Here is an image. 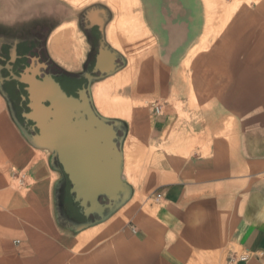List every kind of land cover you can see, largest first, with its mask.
Masks as SVG:
<instances>
[{
    "label": "crops",
    "instance_id": "obj_1",
    "mask_svg": "<svg viewBox=\"0 0 264 264\" xmlns=\"http://www.w3.org/2000/svg\"><path fill=\"white\" fill-rule=\"evenodd\" d=\"M247 1L226 17L207 0H135L122 14L0 0V198L33 259L264 264V0ZM119 19L132 29L115 33L120 50ZM64 101L116 133L122 191L114 207L98 197L101 213L85 214L42 133ZM129 224L130 241L115 233Z\"/></svg>",
    "mask_w": 264,
    "mask_h": 264
},
{
    "label": "water",
    "instance_id": "obj_2",
    "mask_svg": "<svg viewBox=\"0 0 264 264\" xmlns=\"http://www.w3.org/2000/svg\"><path fill=\"white\" fill-rule=\"evenodd\" d=\"M55 108L53 121L42 133L57 151L73 185L76 200L83 207L87 203L91 205L85 210L86 215L103 211L97 202L98 197H106L109 201L107 207H114L122 191L115 131L95 118L86 104L82 110L87 114V121L70 113L71 103L64 101Z\"/></svg>",
    "mask_w": 264,
    "mask_h": 264
},
{
    "label": "rangeland",
    "instance_id": "obj_3",
    "mask_svg": "<svg viewBox=\"0 0 264 264\" xmlns=\"http://www.w3.org/2000/svg\"><path fill=\"white\" fill-rule=\"evenodd\" d=\"M218 3H215L213 1L207 0L206 5H207V10L209 12L210 16L215 15L213 12L217 10H223L225 11V16L227 17L228 13H230V10H233L234 7L238 3H248L247 0H236L237 3L235 5H231V1L233 0H217ZM247 1V2H245ZM129 4L134 5L135 0H127ZM93 3H105L108 7H110L109 4L105 0H88L83 6L93 4ZM229 3V4H228ZM72 5V4H71ZM228 5V6H227ZM73 6V5H72ZM75 7V6H74ZM77 7V6H76ZM82 7V6H81ZM132 7V6H131ZM130 7V8H131ZM111 8V7H110ZM127 9L126 11L130 10ZM112 9V8H111ZM135 10V8H132ZM131 9V10H132ZM113 11V10H112ZM122 11L120 14L126 12ZM226 17H224V20L219 23V25H223L224 22L226 21ZM213 20V18H210V22ZM220 26V27H221ZM49 27H47L48 30ZM40 29V28H39ZM220 29V28H219ZM218 29V32L220 31ZM127 31L129 34H132V29L128 27V25L122 21V20H117L115 23H113L110 28H109V41L110 43L117 49L120 50V46L117 43L115 33L118 31ZM135 37L133 36L131 40H133ZM262 118L263 115H260ZM257 137L259 136V131H257ZM11 188L13 190L17 191V193H22L23 192V187L22 183L20 180L13 181L11 184ZM20 195V194H19ZM9 202L5 199L0 198V264H62V259L61 258H56V257H50V258H36L33 259V255L31 252L28 250V246L26 245L27 242L23 240V238L15 237L19 236L17 233L20 228H22V225L19 223L17 220V215L18 211L16 209H13V202L8 204ZM18 204V203H17ZM16 204V205H17ZM132 228H135L129 225H125L122 227H119L115 233L121 234L124 233L125 235L127 234L126 239L130 241L135 237V234L132 232ZM16 231V235H10L11 232ZM13 236V238H12ZM85 250V251H83ZM82 253L86 252L88 249L85 246L83 248ZM86 255V254H85ZM69 262H71V257L67 259ZM87 260H81L80 264H86Z\"/></svg>",
    "mask_w": 264,
    "mask_h": 264
},
{
    "label": "bare ground",
    "instance_id": "obj_4",
    "mask_svg": "<svg viewBox=\"0 0 264 264\" xmlns=\"http://www.w3.org/2000/svg\"><path fill=\"white\" fill-rule=\"evenodd\" d=\"M68 1L70 4H72L73 6H77V7H81L83 6V4H85L86 2H88V0H66ZM107 2V4L110 5V7L112 8L113 12H117V13H121L122 11H126L127 9H129L132 4H129L127 2V0H105ZM247 2V1H246ZM232 3V2H231ZM228 6V5H227ZM224 12V11H223ZM236 14V13H235ZM63 37V36H62ZM59 41V40H58ZM53 44V43H51ZM67 45V44H66ZM52 46V45H51ZM60 46V45H59ZM65 47V46H61ZM60 48V47H58ZM65 50V48H63ZM57 50V48H56ZM63 52V51H61ZM67 53V52H66Z\"/></svg>",
    "mask_w": 264,
    "mask_h": 264
},
{
    "label": "built area",
    "instance_id": "obj_5",
    "mask_svg": "<svg viewBox=\"0 0 264 264\" xmlns=\"http://www.w3.org/2000/svg\"><path fill=\"white\" fill-rule=\"evenodd\" d=\"M154 115L156 116H161L162 115V106L155 104L152 108ZM132 232L135 233V229L132 228ZM247 259V257H237L235 255H231L228 257L227 259V263L226 264H237L240 260H245Z\"/></svg>",
    "mask_w": 264,
    "mask_h": 264
}]
</instances>
